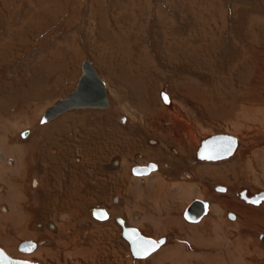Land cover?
<instances>
[{
	"label": "rangeland",
	"instance_id": "374dc122",
	"mask_svg": "<svg viewBox=\"0 0 264 264\" xmlns=\"http://www.w3.org/2000/svg\"><path fill=\"white\" fill-rule=\"evenodd\" d=\"M68 9V14L61 16V25L50 35L44 37L46 32L41 34L38 32L40 35H38V41L40 40V42L34 54L44 50L50 42L56 43L58 40H62L67 45H75L77 43L85 56L80 63H84L85 58H89L100 77L110 81L114 87L121 88L119 82L127 83L118 93L122 89H126L122 91L128 96L126 97L132 103L131 105L135 104L134 107L132 106L133 109L136 105H142L139 102L140 100L137 101L135 99V97L139 99L138 95L142 94V101L147 103L150 110L143 111V113H136V109L133 110L134 117L136 114L143 115L140 116L141 120L144 121L143 123L133 117L131 118L127 113L123 112L122 105L119 102L112 101L111 97H115L114 99L117 101L119 100L116 99V95L114 92L112 93L109 87L107 92L109 91L111 104L107 110H74L70 112L71 123L57 129L54 127V130H46L47 126L41 124V118L43 117L41 116L31 125L34 128L31 127L29 137L23 142L19 141V137L22 132L27 131L26 126L18 131L13 143L20 144L28 141L29 145H27L33 154L31 166H33L34 171H32L34 173L30 175V181L28 182V192L32 197V203L28 209L32 211V214H35V220L32 222L33 230L41 231V225L44 226L60 213L54 212L53 207H48L43 202L44 198L43 194L40 193L41 191L36 187L34 188L33 181L37 177L36 175H43V169L41 170V165L37 163L36 155H38V152H40V155L43 150L49 152L53 147L59 149L58 154L51 157L50 170L52 176L47 177L52 181V186L55 187L53 188L54 190H57L56 185L61 184L66 192L68 190L71 191L70 180L72 177L70 174L74 170L77 171L78 179H81L84 184H81L82 191H80V198L84 204L80 208V219H77L79 224L77 223L78 227L76 225V227L73 226L71 228V230L75 228L73 230H75L74 233L76 232V234H64L66 238L68 235L70 237L79 235L75 243L68 239L67 243H65L66 239L62 238L64 237L62 233L50 236L49 234H44V232L37 234L38 237L34 240L36 243L47 240L49 245L45 248L56 251L57 243L68 245L73 243L81 247H87L88 245H92L95 248L98 247L96 249L102 250V252L98 251L93 264L108 263L104 261L103 253L119 252L120 250L122 254L130 253V251L126 253L123 250L124 246L119 244V242L122 243L119 239V231L121 230L114 222V219L117 218H124L128 222L132 219V217H129L131 210L127 208L128 196L121 192L122 174L118 173V176H113L117 171L109 169L111 160L119 157L118 155L121 152L115 153L116 155L114 154L115 156L111 158L109 163L102 162L98 169L89 165L86 167V159L88 158L84 148L81 162L75 163L73 158L78 155V148L81 145L84 147V144L80 143V129L74 125L77 120L76 116L80 111L94 110L95 112L97 111L96 114L98 113V115L105 113L103 115L104 119L107 122L110 121L111 124L104 126L110 129L116 128L117 132H114L113 135L119 137L123 134L126 136L124 139H128L129 142L134 141L135 138L137 141L141 140V142H138L140 146L137 145L139 147L134 150L137 155L139 153L140 155L143 154L142 149L144 148L147 153L148 151L153 153V160L161 158L160 153L156 152V147L149 145L150 140L157 139L164 146L163 151H161L164 155V162L168 160L171 166L170 170L163 169L167 182H181L185 168L195 174L197 170L199 171V169L206 166L214 169L222 167V171L219 172L223 173L217 176L219 180H214L213 178L204 182V184L206 183L205 186L210 188H208L209 194L205 199L210 200L211 203L217 201L216 199L218 198L224 197L227 204L244 205L243 203L245 202L236 197V194L242 191L243 188L248 189L250 192L262 191L259 190L260 188L256 184L251 183V167L262 174L264 172V0H70ZM6 28L5 26L3 31L0 27V34L3 31L7 35L9 30ZM178 49L179 53L178 51L176 52ZM71 51L73 52V50ZM182 52L184 59L182 58ZM38 54H41V52ZM187 56H192L193 58L191 59ZM190 59L193 61L190 62ZM197 59L199 63L201 62L200 59H202L201 63L203 65L206 64V70L203 69L204 72H202L200 67L198 69L196 68L198 66H194V63L198 62ZM76 63L74 65L66 64L68 69L64 70V74L62 73L66 76L64 78L42 79L43 74L45 76L47 73L41 74V79L35 76L33 81L41 84L37 89L36 101L34 100L31 101L32 103L27 104L23 111L27 112L29 109L27 113L32 116L35 113L32 107L38 109L43 107L45 109L43 110L46 111L58 99L67 98L68 94L73 90L76 81V78L72 76L77 74L80 69V64ZM47 66V63H41L39 70L46 72L49 70ZM235 70L237 71L236 74L233 72ZM81 74L82 70L80 69ZM185 84H190V87ZM2 86L5 85L2 84ZM126 86L132 88L134 95L128 92ZM182 86L190 89L185 91ZM5 87L7 88V85ZM9 90L17 101L20 96L17 93L22 91H18V88L13 87H9ZM162 91L169 94L170 105H165L161 101L160 94ZM184 93L190 95L191 100L184 96ZM13 104L14 102L11 106ZM147 105L144 107L146 108ZM171 105L172 107H170ZM16 106L17 108L23 107L17 102ZM205 111L208 113L207 120L203 116ZM217 112H219V116L216 118L213 115ZM120 117L127 118L126 126H124L125 124L123 126L118 124ZM90 120L91 122H96V116L94 115ZM18 121H20V125L25 124L23 116ZM185 121L188 124L183 123ZM183 131H186L187 134L183 133ZM45 132L49 134L44 135ZM54 132L56 133L54 134ZM188 132H193V141L187 138ZM105 133L108 134L110 132H103L101 128L98 135L100 137L105 136ZM117 133L121 135L118 136ZM216 134L238 137L241 140V149L237 155L230 160L215 164L196 162L195 157L201 140ZM182 135H187V137L182 139ZM180 141L182 143L185 141L188 146L181 145ZM30 144L33 145L30 146ZM123 148L125 149V147ZM170 149L176 150L179 156L173 154ZM152 162L159 164L157 161H151L150 163ZM137 163L143 164L144 161L139 160ZM136 165L134 162L130 167ZM173 166L179 168V175L171 171L174 168ZM102 172L105 173L103 174ZM211 173H213V170H211ZM131 174L132 171L130 169L126 178L131 176ZM32 175L34 176L32 177ZM199 179L198 176L194 175L190 182L196 183L199 182ZM220 179H226L225 183L222 180L220 181ZM217 184L225 185L228 192L215 193L214 189ZM228 184L232 186L230 189ZM137 193L138 189L134 188L130 194V201L133 206L137 204ZM147 194L146 201L151 194V186L147 189ZM118 197L120 201L117 204L113 203L112 198ZM52 198L55 199V193H53ZM179 204L176 205L175 209H179ZM246 205L243 206L244 211H250L257 215L255 217L252 215L248 218L245 216L247 214H245L244 220L250 222V225L262 224L261 218L264 217V210ZM113 206L118 213H123L122 215L116 213L117 218H113L112 223L103 225L92 219V210L104 208L111 212L110 210ZM221 206L223 209L221 216L229 223L231 220L226 216L227 206L224 204ZM114 214L113 216H115ZM225 226L227 227V224L223 226V230L227 229ZM101 228L105 229L107 234L99 238L94 231L96 229L101 230ZM243 229L247 234H242L241 236L253 241L252 243L255 244L256 248L260 246L261 249H264V244L259 239L263 233L262 231L261 233L258 232L259 230L253 231L250 226ZM85 231L90 233L85 234ZM161 236H168L170 245L176 239L173 234ZM225 236L231 237L228 234ZM182 243L183 247L181 249L191 248L187 240L183 239ZM125 254L123 258L126 260L129 257L131 258L127 264H138L154 256L137 260L139 262H136L131 257V254L127 256ZM12 257L27 260L29 255L18 250V254H12ZM123 262H125L124 259L122 260ZM63 263L67 264L66 262ZM77 264L81 263L77 262Z\"/></svg>",
	"mask_w": 264,
	"mask_h": 264
},
{
	"label": "bare ground",
	"instance_id": "6f19581e",
	"mask_svg": "<svg viewBox=\"0 0 264 264\" xmlns=\"http://www.w3.org/2000/svg\"><path fill=\"white\" fill-rule=\"evenodd\" d=\"M32 3H34V2H32ZM35 8H36V6H35ZM51 8L53 9V7H51ZM38 9H37V11H38ZM9 10H10V8H9ZM40 12H39V14H36V17H34L37 19V25H36L37 27L39 25H42V22L44 20L45 14L44 13L42 14ZM48 12H49V10H48ZM49 13H51V12H49ZM56 14H57V12H56ZM8 16H9V14H8ZM32 26H33V24H32ZM29 28H27V29H29ZM47 28H45L43 30H46ZM254 28H256V27L254 26ZM33 29L35 30L36 28H33ZM253 30H256V29H253ZM13 32H15V31H13ZM31 32H33V31H31ZM31 32H29V33L31 34ZM22 33H23V31H22ZM19 34H20V32H19ZM12 36H14V35H12ZM14 40H16V39H14ZM3 49H5V48H3ZM3 49H1V50H3ZM13 49H15V48H13ZM20 50L24 51L25 49L20 48ZM12 51H8V53L12 52ZM177 51H178V53L180 52L179 49L176 50V52ZM185 52H186V50H185ZM187 53H188V51H187ZM183 56H184V54L182 52V58L184 59L185 57H183ZM187 57H189L191 59L193 58L192 56H187ZM191 59H190V62L193 61ZM200 60L202 62V59H200ZM201 62L199 63V60H198V62L196 61V64L194 62L193 63H194L195 67L198 66L196 68L199 69V67H200L202 72H204L203 69H205L206 64L203 65ZM240 68H241V66H240ZM239 70L241 71V69H239ZM40 71L42 72V70H40ZM211 71H212V69H211ZM233 72H235V74H236L237 71L235 70ZM233 75H234V73H233ZM234 78H236V76H234ZM101 79H103L106 90H108L110 87V90L112 91V93L114 92V94L117 97L116 99H118L119 100L118 102L122 105L123 112L127 113L131 118L133 117V118L139 120V122H141L142 118H140V116L142 114L141 115L136 114L134 117L132 112L134 109H136V113H143V111L146 112V111L150 110L147 103L146 102L144 103L142 101V96H141L142 94L138 95V97H140L139 99L137 97H135V99L137 101L140 100L139 102H141V104L143 106L142 105L141 106L136 105L135 108L133 109L132 106L134 107L135 104L131 105L132 103L128 101V98H127L128 96L123 93L124 91H122V90H126V89H122L121 92L118 93V91H120L121 88H124V85H126L127 83L119 82L121 88H118V87L112 86L110 81H106L105 78H101ZM236 84H238V82H236ZM189 85H186V86H189ZM5 86H2V84H0V252L5 253L6 256H8L14 260L37 262L38 264H51V263L62 264L63 262H66L67 264H77V262H80L81 264H93V262L95 261V257L98 254V251L102 252V250L96 249L98 247L95 248L92 245H88L87 247H81V246H78L77 244H73V243H71L69 245L65 244V243H67V239L70 241H74V243H75L77 237L79 236V235H77V236L75 235V237L69 236L70 234H76V232L74 233L75 230H73L75 228H73L72 230H71V228L73 226L76 227V225L78 227L79 223H78L77 219L78 220L80 219V214H79L81 212L80 208H81V205L84 204L80 198L81 197L80 191H82L81 184L82 185H84V184H83L81 179L80 180L78 179L79 177H78L77 171L74 170L70 174V176L72 177L70 180L72 192L69 190H68V192H66L64 189V186L61 184L56 185L57 190H54L53 188H55V187L52 186V181L47 177L50 175L52 176L51 170H50V167H51L50 163L52 161L51 157L53 155L56 156L58 154L59 149L53 147L50 149L49 152L43 150V151H41L40 155H39L40 152H38V155H36V158L38 159L37 163H39V165H41V170L43 169L42 170L43 175L37 174L36 175L37 177L34 178L36 180V182H35L36 188H38L39 191H41L40 193L43 194L42 195L44 198L43 202H45L48 207H53L54 212H56V213L60 212V213L56 217L53 216L54 217L53 220H50V222L46 223L44 226L39 225L40 228H42L43 230H41V231L33 230L32 229V222L35 220V214H32L31 213L32 211H30L28 209L29 205L32 203L29 192H28V182L30 181V175L32 173H34L33 172L34 171L33 166H31L33 154H32V151L29 149L30 147H28V145H29L27 143L28 141H26L24 143H20V144L19 143L18 144L13 143V139L16 138L18 131H20L21 129H24V126H26L25 128L27 129V131L30 132V129L34 128L31 125H33L39 117L43 116L49 108H51L58 101H60V99L57 100L55 102V104L48 107V109L46 111H44L45 109L43 107L41 109H38L36 107H32L35 113H33L32 116H30L29 113H27L29 109L27 110V112L25 110L24 111L21 110V113H20V110L17 109V107L15 108L17 101L13 97L12 93H10L9 87L6 88ZM186 86H182V88H184L185 91H188V89H190L189 88L190 86L189 87H186ZM126 87H127L128 92H130V94H131L132 88L129 86H126ZM179 90H180V88H179ZM192 90H194V89H192ZM132 95H134V94L132 93ZM184 96H186L189 100H191L190 95L184 93ZM143 99H144V95H143ZM61 100H63V99H61ZM13 102H14V104L11 106V104ZM17 104H18V102H17ZM109 104H111V103H109ZM170 104H171V102H170ZM146 105H147V107L145 108L144 106H146ZM199 106H201V104H199ZM170 107H172V105ZM73 111L74 110L67 111V112L63 113L62 115H60L55 120H52V121L45 123L43 125L47 126L46 130H54V127H56V129H57L59 127H63L67 124H70L71 123L70 112H73ZM172 111H174V110H172ZM99 113H102V112H99ZM172 113H174V112H172ZM218 113L219 112H217L213 116L214 117L216 116V118H217V116H219ZM104 114H100V115L103 116ZM220 115H222V114H220ZM22 116L25 118V124L20 125L21 123L18 120ZM203 116L206 117V120H207V116H208L207 111L204 112ZM222 118H223V116H222ZM143 122L144 121H142L141 123H143ZM186 122L187 121H185L183 123H186ZM53 124H56V125H53ZM101 124H102V122H101ZM186 124H188V123H186ZM74 125L78 126V125H76V123H74ZM102 125H104V124H102ZM84 127H86V126H84ZM110 127H112V126H110ZM110 130L113 133L117 132L116 128H111ZM93 131L92 132L90 131V133H93ZM186 131H183V133L187 134ZM55 133L56 132H54V134ZM57 133H58V131H57ZM113 133H111V134L113 135ZM48 134L45 132L44 135H48ZM119 135H121V134L119 133L118 136ZM122 135H121V137H124V138L126 137V136H124V135L122 136ZM210 136H212V135H210ZM210 136H207L206 138H208ZM229 136H232V135H229ZM41 137H42V135H41ZM175 137H177V136H175ZM184 137H187V135L186 136L182 135V139ZM232 137H235V136H232ZM187 138H189L191 141H193L192 140L194 138L193 132L192 133L188 132ZM206 138H204V139H206ZM235 138L238 139L239 145H238V148H237L235 154L231 158L236 156L237 153L239 152V150L241 149V140L238 137H235ZM45 139H47V138H45ZM118 139H119V137H118ZM204 139H202V140H204ZM126 140H128V139H126ZM135 140H136V138L134 139V142H135ZM177 140H179V139H177ZM185 141H187V140H185ZM185 141L183 143L180 141L181 145L188 146V143H185ZM134 142H132V143L134 144ZM49 144H51V143L49 142ZM49 144H48V146H49ZM32 145L30 144V146H32ZM125 145H123V147L129 148V149H130V146L131 147L134 146V145L132 146L131 143H129V141ZM149 145L154 146V148L156 147V149H157L156 152L160 153L161 158H159L157 160H153V158H154V157H152L153 153H150L149 151L147 153L146 152L147 150H144V148L142 149L143 154L140 155V153H139L137 155V152L134 151L136 148H134V150L133 149L128 150V152H127L126 151L127 149H124L122 147V151L118 150L116 152V153H119V151L121 152L118 155L119 157L113 158V160H111L110 166H109L110 170L117 171V173L113 174V176H118L119 170H120L119 173H121L123 176V179L121 181V192H124L128 196L127 197L128 198L127 208L131 210V214L129 217L130 218L132 217V219H130V222H128V223L124 219L125 225L127 227L137 229L143 236L150 238V239H153V240H156V241L162 237H166V242L161 247H159L156 252L145 257V258H148V257L154 255L151 259H148L147 261L145 260L144 262L141 261L138 264H153V263H155V264H264V261H263L264 260V249H261L260 246H257V248H256L254 246L255 244L252 243L253 241H251L249 238H244L245 236H241L242 234H247L246 231L245 232L243 231V230H245L243 228L248 227V226L252 227L253 231L259 230L258 231L259 233H261V231H262L263 232L262 234H264V217L261 218L262 224L261 223L260 224H251L252 225L251 226L250 222H248V221L246 222L244 220V215L247 214L245 216L249 218L252 215L255 217L257 214L255 215V213H251L250 211H244L243 206H245V205H241V204L240 205H230L229 203L227 204L226 198L221 197V198L216 199L217 201L211 203V206H209L208 215L205 218H203L200 222L189 223L186 221V219H184L183 215H184V212L186 211V208L191 203H193L194 200H196V199L203 200L206 198V196H208L210 188L206 187L205 186L206 183L204 184V182H207L206 180H212L213 178H214V180L218 179L217 176L221 175V173H223V172H221V173L219 172V171H222V169H223L222 167L221 168L218 167L217 169H214L212 167L206 166L202 169H199V171L197 170V172L195 174H193L191 172V170H189L188 168H185L186 170H184V172L182 174L181 182H177V183L174 181L173 182H167L165 180L164 172H163V170H160V168H159V170H157V172H152V174H153L152 177L151 176L148 177L146 175V177H144V178L143 177L142 178H135V177H131V176L126 178V176L129 174L130 169H132L133 167H136V166L145 167L151 161H157V162H159V164H161L160 166H164L168 170L171 169L170 163H168V160H167V162H164V160H165L164 155L161 153V151H163V149H164V146L161 145L157 139L152 140V142H150ZM200 145H201V142H200ZM48 146H47V150L49 149ZM110 146H113V145L110 144ZM114 147H116V146H114ZM39 148H42V147H39ZM83 149H84V147L82 145L78 148V150H77L78 155L74 156V158H73L75 163L81 162V159H82L81 155H82ZM116 149H112V151H116ZM120 149H121V147H120ZM129 151H132L133 153L131 154ZM170 151H172L173 154L179 156V153L176 150L170 149ZM127 153H130L129 154L130 156L127 155ZM87 158H89V156H87ZM231 158L226 159V160H222V161H218V162L201 161V160L196 159V157H195V160H196V162L214 164V163H220V162L230 160ZM139 160L140 161L143 160L144 163L138 164L137 162H139ZM30 162H31V164H30ZM134 162L137 165L130 167V166H132V164ZM211 170H213V173H211ZM215 170H217V171H215ZM92 171H94V170H92ZM74 172H75V174H73ZM251 172H252L251 173V176H252L251 177V183L256 184L260 188L259 190L264 191V172L262 174L258 171H255L254 169H252V167H251ZM92 174H94V173H92ZM194 175L196 177L198 176V178H200L199 182H196V183L190 182V180L194 178ZM33 176L34 175H32V177ZM221 180L225 183L226 179L225 180L220 179V181ZM150 186H151V194L149 195V199L146 201L145 198L148 195L147 189ZM229 186L230 185L228 184V187ZM231 187L232 186H230L229 189ZM134 188L138 189L137 202L134 200L137 203L135 206H133L131 201H130V194ZM75 190H77V191H75ZM247 191L248 192L246 195L249 197L254 195L255 193H258L256 191L250 192L248 189H247ZM53 193H55V199L52 198ZM236 197H237V194H236ZM118 198H112V199H114V201H115V199L117 200ZM59 199H60V201H59ZM82 199H84V198H82ZM178 203H180L179 204L180 207L178 206L179 209L178 208L175 209V207ZM245 203H247V202H245ZM223 204L227 206L226 216H227L228 212H233L236 214V218H232L231 221H229L230 224L221 216V213L223 211L221 205H223ZM251 205H253V204H251ZM259 206H260L259 208L264 210V202ZM110 211H111V216L108 214L109 219H107V220L95 219L92 216V212H91V217L97 223H102V224L108 225V224L113 222V218H117L116 213L120 214V212L118 213L117 209L114 206H113V208H111ZM122 213L123 212H121L120 215H122ZM78 214H79V216H78ZM113 214L115 216H113ZM135 216L138 217L137 220L134 219ZM111 217H112V220H111ZM114 220L116 223V219H114ZM226 224H227V227L226 226L225 227L227 229L223 230V226ZM117 226H119V225L117 224ZM120 229H121V234H122V228L120 227ZM89 231H85V234H89L90 233ZM41 232H44V234H49L50 236H54L53 234L59 235L60 233H62L63 235L69 234L68 237H70V238H68V237L66 238V235H64V237H62V238L66 239L64 241L65 243H57V251L52 250V249H46L47 248L46 246L49 245V242L47 240L38 241L37 243L34 241L38 237L37 234H41ZM94 233H96V235L100 238V237L106 236L107 231H105V229L101 228V230L96 229L94 231ZM121 234H120L119 239L122 241V243L119 242V244L124 246L123 250L126 253H128L130 251L129 243L127 240H124L122 238ZM164 234H166V235L167 234H173V236L176 238V239L174 238L175 242L172 244L173 241L170 239L172 241L171 242L172 245H170L169 244V237L168 236H161ZM226 234L230 235L231 237L228 238V236H225ZM152 237H154V238H152ZM155 238H157V239H155ZM25 239H27V240L24 241ZM183 239L187 240L189 242V246L191 248L181 249V247H183V243H182ZM22 241H23V243H26V242L33 243L34 242L36 244L35 249L31 252H25V251L21 250L20 246L23 244ZM243 244H244V246H243ZM18 250H19V252H22V253L25 252V254L29 255V258H27V260H24V259H17V258L12 257V254H16V253L18 254ZM106 251H108V250H106ZM100 254H99V256H100ZM124 254L125 253L122 254V251L120 250L119 252L115 251V252H111V253H107V254L103 253L102 256H104L103 257L104 261L108 262L107 264H127V262L128 263L130 262L131 258L129 257V259L126 260L125 258H123ZM129 254H131V251H130V253L125 254V255L127 256ZM102 256H100V257H102ZM80 257H81V259H80ZM131 257L136 262H139L137 260L145 259V258H139V259L134 258L132 256V254H131ZM123 259L125 262L122 263ZM63 264H65V263H63Z\"/></svg>",
	"mask_w": 264,
	"mask_h": 264
},
{
	"label": "crops",
	"instance_id": "0c3cea01",
	"mask_svg": "<svg viewBox=\"0 0 264 264\" xmlns=\"http://www.w3.org/2000/svg\"><path fill=\"white\" fill-rule=\"evenodd\" d=\"M69 1L70 0H54V1L53 0H0V27L3 31L5 29V26L7 27L6 29L9 30L7 35H5V33L2 30L0 34V39H1L0 40V60H1L0 61V84L7 85V87H11V88L12 87L16 89L18 88V91H22L21 93L20 92L17 93L18 95H20L18 97L17 102L23 105L22 108H17L19 110L25 109L26 105L30 104L31 101H34V100L36 101L37 89L40 87L41 84L40 83L38 84L36 83V81H33L35 79V76L36 78H40L42 76L41 74L47 73V75L45 76L43 74L41 78L42 79L46 78L49 80L53 78H59V77L64 78L66 76L63 75L64 74L63 72L65 69H68L66 64L74 65L76 62L80 64V69L82 70L83 63H80V61L84 59L85 56L82 53L81 47H79L77 43H75V45L74 44L67 45L62 40H58L56 43L50 42L45 47L44 50L40 51L41 54H38L40 52H37L36 54H34L36 51V48L39 45L38 43L40 42V40L38 41V35L41 34L42 32H46L44 36L46 37L50 35V33H52L54 30H56L57 27L61 25L60 24V21L62 20L61 16L68 14L67 9H68ZM34 5L36 6V8ZM51 7H53V9ZM48 10L51 13H49ZM39 12L42 14L44 13L47 17L44 15V20L42 22L43 26L39 25L38 26L39 28H38L36 26L37 19L34 17H36V14H39ZM33 28H36V29L34 30ZM45 28L47 29L43 30ZM22 31L23 33L24 32L25 33L23 34ZM19 32L21 35L19 34ZM29 32H31V34ZM13 38L16 40H14ZM20 48L21 49L23 48L25 50L22 51L20 50ZM71 50H73V52ZM8 51H12V52L8 53ZM44 62L48 64L47 67L49 70H47L46 72L45 71L41 72L39 70L40 64ZM80 69L77 74H74V76H72L73 78H76V81L74 83L73 90L68 95H70L77 86V83L81 76ZM62 99H65V98H62ZM111 99L112 101H116L118 103V101L115 100L114 97H111ZM96 112L94 110L80 111V113H78L76 116L77 117L76 125H78L76 126V128L80 129L79 131L81 132L80 142L84 144V148L86 150L85 152L87 153V156H89V158L86 159V162H87L86 167H88L89 165L91 167L99 169L100 164L102 162L109 163L111 158H113L116 155L115 153L118 150L122 151V146L125 145L128 140H125L124 137H121V136H119V139H118L117 136L112 135L111 133L113 132H111L110 128H106L104 126V125L108 126L107 124H111V122L110 121L107 122L103 116H99L98 114H96ZM94 115L96 116V122L95 121L91 122L90 118L94 117ZM101 122L104 123V125H102ZM101 128L103 132L106 131L110 133L108 134L105 133V136L103 135L100 137L98 134ZM90 131L91 132L93 131V133H90ZM132 142L134 141L129 142L131 143L132 146L134 145L133 147L130 146V150L132 149L134 150V148H138L140 146L139 145L140 143L138 142H141V140L135 141L134 144ZM110 144L113 146H110ZM136 145H139V146L137 147ZM112 149H116V151H112ZM125 149H127L126 151L128 152L129 148H125ZM129 152L131 154L133 153L132 151H129ZM171 171H174L175 174L180 173L179 168H177L176 166ZM168 173H171V172H168Z\"/></svg>",
	"mask_w": 264,
	"mask_h": 264
},
{
	"label": "water",
	"instance_id": "95a60500",
	"mask_svg": "<svg viewBox=\"0 0 264 264\" xmlns=\"http://www.w3.org/2000/svg\"><path fill=\"white\" fill-rule=\"evenodd\" d=\"M165 97L167 98L165 100ZM161 101L165 105L170 104L169 94L162 91L160 94ZM109 98L103 80L98 74L97 70L92 65L89 58H85L82 66V75L77 83L75 90L63 100L58 101L54 106L49 108L42 117L41 124L48 123L55 120L60 115L71 110H85V109H109ZM239 145L237 138L225 135H212L201 141L196 157L201 161L218 162L231 158ZM158 165L149 163L145 167L136 166L133 173L137 176L148 175L151 171L156 170ZM247 189L237 193L238 198L249 203L258 205L264 201V191L255 193L252 196H247ZM208 212V203L201 200L194 201L186 210L184 216L191 222L199 221ZM92 216L98 220L109 219L108 213L101 208L92 211ZM116 223L122 228V238L127 240L131 254L134 258H145L156 252L166 242V237L159 240H153L143 236L137 229L130 228L125 225V220L118 218ZM260 240L264 244V234L260 235ZM36 244L23 243L20 249L25 252H31L35 249ZM0 264H38L37 262H28L21 260H14L6 256L5 253L0 252Z\"/></svg>",
	"mask_w": 264,
	"mask_h": 264
},
{
	"label": "flooded vegetation",
	"instance_id": "af4514ba",
	"mask_svg": "<svg viewBox=\"0 0 264 264\" xmlns=\"http://www.w3.org/2000/svg\"><path fill=\"white\" fill-rule=\"evenodd\" d=\"M81 75H82V74H81ZM80 77H81V76H80ZM108 98H109V103H111V102H110V96H109V93H108ZM109 105H110V104H109ZM102 113H103V112H102ZM127 122H128V120H127L125 117H121V118H119V123H118V124H119L120 126H123V125L125 124L124 126H126V125H127ZM125 128H126V127H125ZM25 133H26L25 136H26V139H27V138L29 137L30 132L27 131V132H25ZM19 139H20L19 141H21V142H23V141L26 140V139H22V133H21ZM152 140H154V139H152ZM152 140H150L149 143L152 142ZM194 156H195V155H194ZM196 159H197V157H196ZM152 163H153V162H152ZM211 164H212V163H211ZM214 164H215V163H214ZM200 165H201V164H200ZM134 168H135V167H134ZM134 168L131 169V171H132L131 177H135V178H142V177L144 178V177H146V175H144V176H137V175H135V174L133 173V169H134ZM159 168H160V170L166 169V167H164V166H160V167H158L156 170L151 171L147 176H148V177H150V176L152 177V175H153L152 172H157V170H159ZM105 172H106V171H105ZM105 172H104V173H105ZM119 172H120V170L118 171V173H119ZM35 182H36V180L34 179V181H33L34 188L36 187V183H35ZM95 184H96V183H95ZM214 192H215V193H220V194H221V193L228 192V190H227V187H226L225 185L217 184V185L215 186ZM259 192H260V191H259ZM29 195H30V193H29ZM30 198H31V201H32V197H31V195H30ZM237 198H238V196H237ZM238 199L240 200V198H238ZM196 200H201V199H196ZM196 200H194V201H196ZM112 201H113V203L117 204V203L120 201V199H119V198H118L117 200L115 199V201H114V199H112ZM201 201H203V202H205V203H208V212H209V206L211 205V201L208 200V199H203V200H201ZM263 202H264V201H262V202H261L260 204H258V205H254V204H253V205L250 204V205H251V206H255L256 208H259V207H260L259 205H261ZM191 204H192V203H191ZM191 204H190V205H191ZM243 204L246 205V204H248V203H246V204L243 203ZM190 205H189V206H190ZM248 205H249V204H248ZM104 206H105V205H104ZM189 206H188V207H189ZM246 206H247V205H246ZM100 207H102V206H100ZM188 207H187V208H188ZM187 208H186V210H187ZM101 209H104V208H101ZM104 210H105V209H104ZM105 211H107L108 214L111 216V212H109L108 210H105ZM185 212H186V211H185ZM185 212H184V214H185ZM208 212H207V214H208ZM207 214H206V215H207ZM206 215H204L199 221H196V222H195V221H194V222H191V221H189L188 219H186L184 215H183V216H184V219H186V221L189 222V223H198V222H200V221H201ZM227 217L231 220L232 218H236V214L233 213V212H229L228 215H227ZM117 219H118V218H117ZM117 219H116V220H117ZM122 219H124V218H122ZM134 219L137 220L138 217L135 216ZM111 220H112V217H111ZM111 220H110V221H111ZM95 222H96V221H95ZM108 222H109V221H108ZM114 222H115V221H114ZM126 222L128 223L127 220H126ZM100 224H102V223H100ZM103 225H105V224H103ZM40 229L43 230L42 228H40ZM119 229H120V227H119ZM120 230H121V229H120ZM119 232H120V234H121V231H119ZM259 239H260V237H259ZM260 241H261V240H260ZM261 243L263 244L262 241H261Z\"/></svg>",
	"mask_w": 264,
	"mask_h": 264
},
{
	"label": "snow or ice",
	"instance_id": "6c2138e0",
	"mask_svg": "<svg viewBox=\"0 0 264 264\" xmlns=\"http://www.w3.org/2000/svg\"><path fill=\"white\" fill-rule=\"evenodd\" d=\"M167 98L165 97V100H166Z\"/></svg>",
	"mask_w": 264,
	"mask_h": 264
}]
</instances>
